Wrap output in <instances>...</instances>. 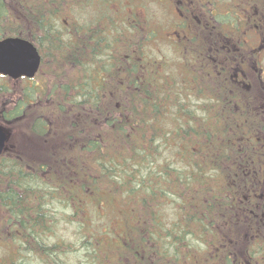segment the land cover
I'll list each match as a JSON object with an SVG mask.
<instances>
[{"label": "trees", "instance_id": "1", "mask_svg": "<svg viewBox=\"0 0 264 264\" xmlns=\"http://www.w3.org/2000/svg\"><path fill=\"white\" fill-rule=\"evenodd\" d=\"M110 2L0 0V24L8 9L20 11L22 34L58 68L50 85L26 88L0 119L17 120L53 93L52 110L38 106L30 126L59 141L53 161L42 155L22 160L8 150L0 158V233L13 249L7 263L241 264L239 253L259 258L264 232L245 230L257 224L247 214L252 193L242 198L245 183L264 169L256 140L264 113L253 88L247 93L214 75L212 85L200 73L192 85L180 84L186 72L166 77L162 60L146 52L153 44L144 32L151 25L148 6L144 16L140 9L113 18ZM91 6L95 12L86 15ZM177 16L165 15L164 31L178 29ZM190 42L159 43L180 54L179 60L170 56V72L210 56L204 43ZM1 84L3 95L8 88ZM180 85L206 101L185 106ZM46 112L60 121L50 129ZM122 209L134 213V221L131 235L117 245L115 218ZM61 228H70L69 234Z\"/></svg>", "mask_w": 264, "mask_h": 264}, {"label": "flooded vegetation", "instance_id": "2", "mask_svg": "<svg viewBox=\"0 0 264 264\" xmlns=\"http://www.w3.org/2000/svg\"><path fill=\"white\" fill-rule=\"evenodd\" d=\"M85 1V0H81ZM142 2L141 10L139 11L142 16L145 13L146 2ZM167 4H171L173 9L178 12V20L175 27L180 29L181 34H178L175 41H180L184 46H189L188 41L196 43H204L208 52H211L210 56H207V63L210 60L211 67H215L217 70L214 75V79H227L225 81L236 82L237 87L241 89H248L249 84L246 81L249 74V68L252 73L255 69L263 73L264 67L261 63L264 57V0H165ZM162 4V6L167 4ZM7 6V5H6ZM8 7V6H7ZM12 7V6H10ZM20 9L23 8V4L16 5ZM224 8V9H222ZM142 12H144L142 14ZM235 12V14L233 13ZM22 13V12H21ZM134 14V13H133ZM4 24H0V39L6 37H20L33 43L40 55V64L37 72L31 78L22 76L18 78H11L7 75L0 73L1 85L7 87V84H13L15 82L26 81L30 84L22 89V94L27 88L29 91L33 85L44 84V78L39 79L36 83L32 84L39 72L49 74L53 70L52 64L49 66V60L44 58V52L40 49L34 39L25 37L22 32V15L20 11L15 12L12 9L7 10V17ZM102 24V20H101ZM176 29V28H175ZM174 30V29H173ZM36 33V32H35ZM165 33H168L165 32ZM203 33V34H202ZM205 33V34H204ZM207 33V34H206ZM37 34V33H36ZM180 38V39H179ZM184 39L188 41H184ZM188 42V43H187ZM48 66V67H46ZM263 71V72H262ZM233 73V76L232 75ZM219 75V76H217ZM223 75V76H222ZM234 78V79H233ZM262 78V76H261ZM229 79V80H228ZM214 81V80H213ZM263 82V81H262ZM244 83V85H243ZM246 83V84H245ZM0 89H2L0 87ZM0 92H3L0 91ZM22 97V95H20ZM32 99H28L31 101ZM264 105V104H263ZM5 109L0 111V119H2ZM261 111L264 113V106ZM264 120V117H263ZM16 121V120H15ZM7 123L13 121L6 120ZM0 125L5 129L6 123L0 122ZM263 131L257 137L260 141L261 149L264 154V121L262 123ZM7 131V130H6ZM8 132V131H7ZM9 135V134H8ZM8 140L5 144L2 154L8 150ZM245 168H242V172ZM257 180L248 185L245 183V187H249L246 191H242V198L247 200V195L252 193L249 201L252 204L247 209V214L256 218L255 227H247L245 230L249 233L252 232H264V169L256 172ZM262 184V185H261ZM245 191V194H244ZM254 193V194H253ZM255 196V197H254ZM260 198L261 201L253 203L252 199ZM244 200V201H245ZM246 220L248 219L245 216ZM263 254V253H262ZM264 255H260L257 259H250V256L244 254L240 255L239 262L241 264H264Z\"/></svg>", "mask_w": 264, "mask_h": 264}, {"label": "rangeland", "instance_id": "3", "mask_svg": "<svg viewBox=\"0 0 264 264\" xmlns=\"http://www.w3.org/2000/svg\"><path fill=\"white\" fill-rule=\"evenodd\" d=\"M110 5H111V9L113 14L111 15V17L113 18H117L119 16H122L124 13H131L133 14L134 10H140L142 7L139 8V6L142 5V2H139L138 0H110ZM144 2H146L147 6H148V12L150 15V20H151V25L146 27V33H149L146 36V42L149 43L153 40V44L151 47L146 48V52H149V56H151L150 58L156 59V60H162L163 62V66L164 67V71H165V75L166 77H168V74L172 73L173 75L177 76V75H183L184 72H186V76H184L183 78H181L180 80V84H182L183 82L189 85H192V79L195 75H197V73H200L201 76H205L208 77V80L206 79L205 82L212 84V76L215 75L216 72V68L212 67L211 68V63L209 62H205L203 58L200 59H196L197 62L194 64L192 63V66L189 65L187 66V64L189 63V61L183 65V67H179L178 69L176 68H171L173 70V72H170V67H168V61L169 63L173 62V59L170 58V56H172L175 60H179L180 59V54L179 56L176 54H171L170 52L172 51V49H168V45L165 44H159L162 41L166 42V41H173L176 40V37L178 34H181L180 29H171L172 27H169L167 29L168 33H165L167 31H164L166 28V24L168 22V20H165V15L166 17H168L169 14H173L174 17H176V15H178V12L180 11H176L175 9H173V7L171 8L169 6V8H167V6H165L164 8L162 7L161 4H165L166 1L165 0H143ZM94 7L97 9V6L94 5ZM93 6L90 7V9L88 11L85 12V14H91L92 12H95V8ZM167 8V9H166ZM224 9V8H222ZM139 12V11H137ZM123 13V14H122ZM144 12H142L143 14ZM235 14V12H233ZM11 18L8 17V19ZM170 20V19H169ZM172 23L169 21V24ZM159 26V28L157 30L151 28L153 26ZM203 34V33H202ZM205 34V33H204ZM207 34V33H206ZM180 39V38H179ZM184 41H188L186 39H184ZM190 43V46H192V43L190 41H188ZM170 46V45H169ZM189 50V49H188ZM192 52H194V50H191ZM190 51V53H188V51L185 52L188 53L187 55L192 54V52ZM181 52V51H180ZM182 53V52H181ZM162 57H166V62L164 61V59ZM184 59V58H183ZM185 60V59H184ZM263 67H264V57L262 58L261 61ZM50 66V64H49ZM54 66V65H52ZM48 67V66H46ZM198 67V69H196ZM49 68V67H48ZM204 69H208L207 71L211 70V75H208L207 71H202ZM53 69H58L57 67H53ZM249 74L247 75V82L249 84V88L248 89H244L243 90L245 92H247L248 90L252 91L251 88H253V92H255V96L252 98L254 102H256L257 107H259L260 109H262V107L264 106V72L260 73L255 69V72L252 73L251 69L249 68ZM214 73V74H213ZM52 73L49 74H44V72H39V74L37 75V77L31 81L32 84L36 83L37 81H39V79L44 78V81L46 82L47 86L50 85V82L52 81L53 77ZM233 77V73L231 75ZM262 76V78H261ZM234 79V78H233ZM214 80V79H213ZM2 80L0 79V82ZM263 81V82H262ZM4 83L7 85L8 91L7 93L0 95V111L2 109H9L11 106L15 105V103L23 98L20 97L21 93H22V89L24 87H26L27 85H29V82L26 81H22V82H15L13 84H7L5 81ZM168 83V82H167ZM201 83V81H200ZM176 84V82L174 83ZM213 85V84H212ZM218 87L217 89H221V86L219 83H217ZM180 87V92L181 93V97H180V102L182 104H184L187 107L190 108H194L192 106V104H200L202 102L206 101V98L204 96L200 97L195 95L194 93H192V91H189L187 89H183ZM49 91V89H48ZM231 92V91H229ZM55 93V92H54ZM249 93V92H247ZM57 94V93H55ZM196 96H194V95ZM53 95V93L48 92L47 94H44L41 97V100H39L38 102L35 103V105L27 112L23 111V115H21L20 117L17 118V120H13V122L11 123H6V130L8 131L9 134V142H8V152L12 153V154H18V156H21V159L23 160V158L25 160L28 161H32L33 159H37L40 155H42V159L44 160V162L46 163H50L53 161L52 158L50 157H54L55 158V148L58 146L57 144H59V141H55V138L51 139L48 136H39L35 133H33L30 129L31 126V122L33 120V118L35 116H37V114H39L40 110L38 111L37 108L38 106L42 107H48L52 110V108L50 107V104L53 102V98H51V96ZM58 95H55V97H57ZM189 96V98H187ZM54 97V99H55ZM27 99H30V97H26ZM250 98V100H252ZM54 109L55 106H54ZM179 109H183L182 107H179ZM178 110V109H177ZM58 113V112H57ZM64 113H66V111H64ZM178 113V112H177ZM56 114V113H55ZM53 112H46L43 117L48 120L49 122V129L50 127H54L59 121V119L56 117ZM56 118H55V117ZM62 123L66 120V118H60ZM68 122V121H67ZM70 135L72 136V138H75L76 141L79 140L80 137L84 136V132L80 131V133L78 132L76 135H80L79 138H76L73 136L72 133H70ZM65 145V144H63ZM44 173V172H43ZM121 217L120 215L117 216L115 218V220L117 221L116 224V229L118 230V232H116V236H114L115 240V244H121V242L123 241V239H126L129 237V235H131V230L129 229L130 225L132 224V222L134 221V213L132 212H128V210L126 209H122L121 210ZM113 215V212L110 213ZM109 216V215H108ZM3 219H4V214L3 211L0 208V226L3 223ZM4 228H5V222H4ZM120 226V227H119ZM63 229H65L64 233L65 235L69 234L70 228H61V232H63ZM1 230V227H0ZM1 233H0V264H8V260H9V254L10 252L13 253V249H11V251H9L7 244L4 239L1 238ZM107 235H103L102 239L104 240V243H106L107 239ZM241 256V253H239ZM245 254V253H244Z\"/></svg>", "mask_w": 264, "mask_h": 264}, {"label": "water", "instance_id": "4", "mask_svg": "<svg viewBox=\"0 0 264 264\" xmlns=\"http://www.w3.org/2000/svg\"><path fill=\"white\" fill-rule=\"evenodd\" d=\"M40 55L30 41L20 37L0 39V73L11 78L35 75L39 68ZM8 132L0 125V154L8 140Z\"/></svg>", "mask_w": 264, "mask_h": 264}]
</instances>
